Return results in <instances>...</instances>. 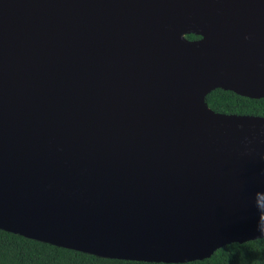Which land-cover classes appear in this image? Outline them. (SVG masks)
Wrapping results in <instances>:
<instances>
[{"label":"water","instance_id":"1","mask_svg":"<svg viewBox=\"0 0 264 264\" xmlns=\"http://www.w3.org/2000/svg\"><path fill=\"white\" fill-rule=\"evenodd\" d=\"M216 88L264 98V0H0V229L168 263L264 237V116Z\"/></svg>","mask_w":264,"mask_h":264},{"label":"trees","instance_id":"2","mask_svg":"<svg viewBox=\"0 0 264 264\" xmlns=\"http://www.w3.org/2000/svg\"><path fill=\"white\" fill-rule=\"evenodd\" d=\"M186 37L199 38L195 34ZM205 102L214 112L264 116V98L216 88L205 96ZM0 264H264V237L226 244L202 260L168 263L101 257L0 229Z\"/></svg>","mask_w":264,"mask_h":264},{"label":"bare ground","instance_id":"3","mask_svg":"<svg viewBox=\"0 0 264 264\" xmlns=\"http://www.w3.org/2000/svg\"><path fill=\"white\" fill-rule=\"evenodd\" d=\"M149 249L151 250L149 251ZM133 250L142 255H158L154 253H165L161 247L150 248V246H146V245L145 246L137 245Z\"/></svg>","mask_w":264,"mask_h":264}]
</instances>
